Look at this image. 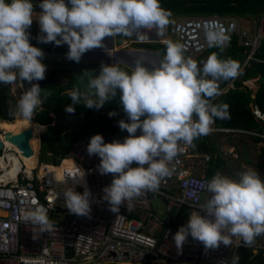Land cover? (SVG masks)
<instances>
[{
	"label": "clouds",
	"instance_id": "1",
	"mask_svg": "<svg viewBox=\"0 0 264 264\" xmlns=\"http://www.w3.org/2000/svg\"><path fill=\"white\" fill-rule=\"evenodd\" d=\"M37 7L40 11L35 13ZM171 17L160 0H39L35 5L33 0H0V85L19 81L24 89L15 101H7L9 115L36 127L40 123L33 117L51 95L34 83L45 79L47 70L42 63L44 51L30 43L29 29L34 20L39 24L38 43L66 44V58L79 63L86 52L104 49L108 37L142 38L144 30L151 29L163 35L178 18L172 21ZM228 31L204 26L208 48L218 51L199 61L186 55L183 43L167 40L162 58L151 67L142 57L127 68L101 62L98 74L85 70L66 91L71 101L65 107L69 114L75 113L76 105L99 110L119 93L127 120L121 119L118 126L129 135L122 141L106 143L101 134H95L86 149L89 156L99 157V174L113 176L102 196L112 213L118 214L122 205L131 209L135 199L156 192L162 181L175 173L172 162L187 147L195 148V141L210 135L216 119L230 118L228 105L217 101L222 95L220 84L238 78L242 68L231 57L220 55L230 44ZM25 83L30 87L25 88ZM116 114L108 113L109 117ZM3 141L0 154L3 147L18 148L13 142ZM18 159L23 163L21 157ZM134 163L138 166L133 167ZM85 175L80 168L76 174L67 175L62 194L71 214L91 218L92 193ZM66 178H71L72 186H67ZM78 184L84 187L83 193L75 190ZM204 187L207 199L197 204L188 214L187 223L173 236L178 253L189 236L202 243L206 252L219 249L221 244L252 247L258 237L264 236V179L256 169H242L235 177L217 171ZM20 218L36 227L38 235L54 228L40 207L22 210ZM239 261V254H233L230 264Z\"/></svg>",
	"mask_w": 264,
	"mask_h": 264
},
{
	"label": "built area",
	"instance_id": "2",
	"mask_svg": "<svg viewBox=\"0 0 264 264\" xmlns=\"http://www.w3.org/2000/svg\"><path fill=\"white\" fill-rule=\"evenodd\" d=\"M262 18L248 20L252 27L246 29L234 16L178 17L163 35L155 29L147 30L145 40L165 45L170 40L168 33H174L178 42L185 45L186 55H196L208 48L204 26L223 27L226 31L230 29V41L237 36L238 43L245 47V62L259 60L255 58V52L264 40ZM232 82H228L222 93L228 86H233ZM18 85L21 95L24 89L19 81ZM252 111L264 124V113L257 106H253ZM212 128L211 134L216 135L247 132L264 137V131L223 127L217 125L216 120ZM87 145L86 139L79 137L58 163L36 158L34 165L26 169L25 163L21 162L14 177L0 179V264H152L154 260L165 264H230L233 254L244 247L221 244L219 249L206 252L202 243L189 236L182 252L178 253L173 240L178 229L158 217L155 207L150 204L152 197H159L168 212L181 206L193 211L197 204L204 203L208 197L204 187L209 180L206 171L216 152L187 147L172 162L175 173L162 181L156 192H146L135 199L131 209L122 205L117 214L112 213L102 199L103 188L111 183V176L99 174L100 159L88 155ZM217 149L223 158L239 157L238 149L231 143H217ZM11 152L23 161L18 148L3 147L0 175L6 169H13L15 159L9 157ZM136 166L134 163L133 167ZM79 168L85 171V181L92 193L91 218L71 214L64 204L62 191L66 185L62 182L67 175L76 174ZM66 179L67 186H72L71 178ZM75 190L83 193L84 187L78 184ZM36 207L42 208L53 222V230L38 235L36 227L21 220L22 210ZM250 248L254 252L264 249V236L258 237Z\"/></svg>",
	"mask_w": 264,
	"mask_h": 264
},
{
	"label": "trees",
	"instance_id": "3",
	"mask_svg": "<svg viewBox=\"0 0 264 264\" xmlns=\"http://www.w3.org/2000/svg\"><path fill=\"white\" fill-rule=\"evenodd\" d=\"M34 5L39 3V0H33ZM161 6L164 9L170 10L172 17H196V16H234V17H264V0H160ZM35 11L39 12L37 7ZM171 23L169 24V26ZM30 43L38 48H41L48 58L43 59L44 64H47L45 79L34 81L39 83L42 89L49 91L51 95L43 103L40 109H37L33 117L35 122L47 125L44 133H40L39 160L50 161L57 163L70 149L72 143L79 137H83L89 143L90 138L95 134H101L106 143L114 139L123 140L124 134L118 126L121 119L127 120L122 106L119 103V93L111 102L105 104L99 110L88 109L81 105L75 106V113H66L65 107L71 103L69 97L65 94L71 89L85 70H96L99 73L100 65L97 63H88L81 60L79 63L74 61L70 67L63 65H52V55H66L68 46H55L53 43L42 44L37 42L39 34V26L33 21L30 29ZM139 47L156 50L159 55V60L162 58L164 45L159 43H138ZM217 49L207 48L203 52L196 54L194 59L197 61L206 58L212 52H217ZM222 58L231 57L236 60L242 68V74L233 80V86H228L226 91L217 98L218 102H223L228 105V119H216V124L223 127L239 128L248 131L263 132L264 124L255 118L252 108L257 106L264 113V40L260 47L255 52V58L245 62L247 51L243 45L238 43L237 36H233L230 44L220 53ZM121 68L122 65H119ZM257 78V90L253 93L245 80ZM228 82H222L220 88L224 89ZM30 87L25 83V88ZM11 99L15 101L13 96L12 85H0V119L11 120L13 116L9 115V106L7 101ZM115 111L117 114L109 117L108 113ZM14 121V120H13ZM43 126L41 125V130ZM241 136H248L253 143H259L258 152L255 156L256 166L261 172L264 179V137L252 135L247 132L240 133ZM195 149L199 151L216 152V155L211 157L207 175L209 179L217 172V165H224L225 159L215 147L216 141L213 136L201 137L195 141ZM66 162V161H65ZM227 164V163H226ZM56 167L55 169H59ZM111 175V174H110ZM113 176L111 175V181ZM192 210L188 207L181 206L177 209L174 218L170 219L169 225L178 229L180 226L187 223L189 213ZM239 254V264H264V249L254 252L250 247H240L236 251Z\"/></svg>",
	"mask_w": 264,
	"mask_h": 264
},
{
	"label": "rangeland",
	"instance_id": "4",
	"mask_svg": "<svg viewBox=\"0 0 264 264\" xmlns=\"http://www.w3.org/2000/svg\"><path fill=\"white\" fill-rule=\"evenodd\" d=\"M35 13H38L37 11H35ZM180 17V16H179ZM171 18H176V17H171ZM34 19H35V15H34ZM237 19L239 20V22L241 23L242 26H244L246 29H249L250 27H252V23L249 22L248 20H250V17H237ZM263 19V18H262ZM34 22L38 24V22L36 20H34ZM143 36V35H142ZM135 37V36H133ZM133 37H122L123 39H125L127 42L130 41V39H132ZM144 37V36H143ZM168 37L170 40L178 42L177 40V36L174 33H168ZM138 38V36H137ZM141 38V37H140ZM144 39V38H143ZM146 39V37H145ZM106 42V40L104 41ZM115 52H113V55L110 56V54H107L104 52V50H98L95 52H91L93 50H90L88 52H86L85 54H83L81 60H84L86 62H107L106 60H111L113 61V63L117 64V65H122L123 68H127L129 65L133 64V61L135 60L134 56L139 53H141V55L145 54V49L139 47L138 43H129L126 46H122V43L120 46L115 47ZM106 51L108 52V49H106ZM125 51V52H124ZM126 52H128L129 54H127ZM131 55V56H130ZM148 57H153L155 56V58H157L158 60V54L154 53V55H147ZM192 57H195L196 55H190ZM66 60V55H63L61 57V61H65ZM53 61V59H52ZM55 62H57V60H54ZM68 62H71L70 60H67L63 63V66L65 67L67 64H69ZM42 63L44 64V61L42 60ZM47 65V64H45ZM54 65V64H52ZM256 77L255 78H251V79H247L246 80V85H248V88L252 90V92L254 93L257 90V86H258V82L256 81ZM18 84H13L12 85V90H13V96L15 98H19V94H18ZM18 117V116H17ZM16 118V117H14ZM14 120V119H12ZM8 127L7 126V120H1L0 121V133H4V131H2L1 129H4ZM46 127H44L43 132L46 131ZM42 130H40L41 132ZM39 132V133H40ZM42 132V133H43ZM139 134V132L137 133ZM213 136V140L216 141L215 145H217V143H231L233 145L236 146V148L239 151V157L237 158H226V163L222 166V165H217V171H219L220 173L224 174V175H228V176H232L235 177V175L237 174L238 171L242 170V169H246L248 167L254 168L258 171V168L256 166V159L255 156L258 152V145L259 143H253L251 138L248 136H241V134H230L228 136H225L224 134H217L213 133L211 134ZM39 146H40V134H38L37 136V150H36V158L39 154ZM60 170V168L58 169V171ZM258 173L260 174L261 178L262 174L260 171H258ZM177 212L176 208H171L170 210H168V214L169 216L172 218H174L175 214Z\"/></svg>",
	"mask_w": 264,
	"mask_h": 264
},
{
	"label": "water",
	"instance_id": "5",
	"mask_svg": "<svg viewBox=\"0 0 264 264\" xmlns=\"http://www.w3.org/2000/svg\"><path fill=\"white\" fill-rule=\"evenodd\" d=\"M122 39L119 37L117 43H121ZM124 137L129 134L126 130H123ZM33 136V126H27L21 128L18 132H4L3 137H0V148L5 144L3 140H10L13 142L20 150L23 155H31L33 153V148L30 143V139ZM151 206L155 207L154 211L158 217L164 220L165 223H169L170 216L165 210L164 202L160 200L159 197H152L150 199Z\"/></svg>",
	"mask_w": 264,
	"mask_h": 264
},
{
	"label": "crops",
	"instance_id": "6",
	"mask_svg": "<svg viewBox=\"0 0 264 264\" xmlns=\"http://www.w3.org/2000/svg\"><path fill=\"white\" fill-rule=\"evenodd\" d=\"M175 18H171V20L173 21ZM145 31H147V30H144V32H143V36H142V38H140V37H138L137 38V36H135V37H133L132 39H130V41L129 42H127L125 39H123L122 38V36H116V37H108V38H106L105 40H106V42H104L105 43V45H106V47L104 48V49H100V48H96V49H94L93 51H91V52H95V51H98V50H104V52L105 53H107V54H110V56L111 55H113V52H115V47H116V45L117 46H120L121 45V43H122V46H126L127 44H129L130 42H132V41H140V42H145L146 40H145V37L146 36H148V34H145ZM121 38L122 39V41H121V43H117V41H115V40H117V38ZM144 38V39H143ZM147 38V37H146ZM147 43H151V42H147ZM106 49H108V52L106 51ZM145 49V48H144ZM146 51H145V54L144 55H141V53H139V54H137V56L135 55L134 56V58L136 59V58H138V57H142L143 58V60H144V62H145V64L147 65V66H149V67H151L153 64H156V63H158L159 62V55H158V60H157V58H155V56H153L152 58L151 57H148L147 55L149 54V55H154V53H157L158 54V52L156 51V50H149V49H145ZM125 52V51H124ZM127 54H129L128 52H126ZM46 56H47V58H48V56L49 55H46L45 54V58H46ZM63 55H52V56H50L51 57V59H53V64L54 65H60V66H62L63 65V63L65 62V61H67L68 59L66 58V60L65 61H61V57H62ZM131 56V55H130ZM54 60H57V62H55ZM107 62H103V63H106V64H111V63H113V61H112V59L109 61V60H106ZM91 61H89L88 63H90ZM69 64H67L65 67H70L71 65H72V62H68ZM91 63H97V64H101V63H99V62H91ZM17 118V117H16ZM16 118H14V120L16 119ZM1 120H6V119H0V121ZM9 121H11V120H9ZM13 121V120H12ZM41 125L43 126V129H42V131L41 132H43V130H44V127H46L47 128V125H44V124H40V129H39V132H40V130H41ZM38 132V133H39ZM40 132V133H41ZM39 133V134H40ZM44 133V132H43ZM225 159V161H226V158H224ZM170 219H171V217H170ZM152 264H165L163 261H161V260H154L153 262H152Z\"/></svg>",
	"mask_w": 264,
	"mask_h": 264
},
{
	"label": "bare ground",
	"instance_id": "7",
	"mask_svg": "<svg viewBox=\"0 0 264 264\" xmlns=\"http://www.w3.org/2000/svg\"><path fill=\"white\" fill-rule=\"evenodd\" d=\"M7 126L4 129H1L2 131H10V132H18L23 127L32 126V122H29L27 120H24L20 117H17L14 121L7 120ZM40 129V124L36 127H33V136L30 139L31 146L33 148V153L31 155H23V162L26 165V169L31 168V166L34 165L36 161V150H37V136ZM4 133H0V137H3ZM6 144H11V141L6 139ZM9 157L11 159H15V163L12 170L6 169L3 174L0 175V179H6L10 177H14L16 175V171L19 168L21 161L18 159L17 156H15V153H9ZM2 165L5 166V164L1 161Z\"/></svg>",
	"mask_w": 264,
	"mask_h": 264
},
{
	"label": "flooded vegetation",
	"instance_id": "8",
	"mask_svg": "<svg viewBox=\"0 0 264 264\" xmlns=\"http://www.w3.org/2000/svg\"><path fill=\"white\" fill-rule=\"evenodd\" d=\"M136 41V40H135Z\"/></svg>",
	"mask_w": 264,
	"mask_h": 264
}]
</instances>
